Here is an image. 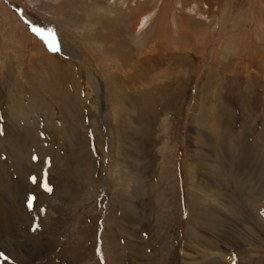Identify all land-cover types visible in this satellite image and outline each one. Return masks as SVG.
<instances>
[{
    "label": "rangeland",
    "instance_id": "rangeland-1",
    "mask_svg": "<svg viewBox=\"0 0 264 264\" xmlns=\"http://www.w3.org/2000/svg\"><path fill=\"white\" fill-rule=\"evenodd\" d=\"M90 77L103 79V91ZM231 134L241 137L233 150ZM260 135L264 0H0V175L18 191L31 187L25 206L0 186V224L9 225L0 254L29 238L27 264H130L133 235L138 264H184L188 152L243 179L234 187L221 173L217 184L227 183L245 218L249 196L264 203ZM132 138L141 197L151 198L134 218L112 174L126 170ZM55 203L46 229L38 214ZM234 213L225 212L236 224ZM237 261L264 264V241Z\"/></svg>",
    "mask_w": 264,
    "mask_h": 264
},
{
    "label": "bare ground",
    "instance_id": "bare-ground-1",
    "mask_svg": "<svg viewBox=\"0 0 264 264\" xmlns=\"http://www.w3.org/2000/svg\"><path fill=\"white\" fill-rule=\"evenodd\" d=\"M147 16H145V17H147ZM34 41H36V40L35 39L32 40L33 45H35ZM104 41H106V40H104ZM37 44H39V43L37 42ZM34 48H38V45H37V47H34ZM64 52L67 54V56L72 57L71 58L72 60H78L77 54H76V51L74 48L67 46L64 48ZM155 77H156V75H155ZM90 79H91L90 84L93 85L96 88V90L102 89V91H103V88H104L103 79L93 78V77H90ZM101 105H102V103H100V106ZM100 106H99V111L101 114L102 112H101ZM194 130H195L194 128L190 130V135H189L190 142H191V139L193 138ZM8 132H9V130L6 131V135H8ZM217 135H219V139H220L221 134H217ZM239 137H240L239 134H237V136L235 134L232 135V147H231V145H229L228 146L229 149L233 150V148H236L238 146L237 143L239 142ZM260 139H262L264 141V139L261 138V135H260ZM130 141H129V145H128V147H130V150H129V148H127V160H128L127 164H128V166H127L126 170L123 172H113L112 174L115 175L118 173V176H119L118 178H120V181L122 183L121 196H122V200L124 202L121 201V206H122L123 210L129 216L133 217L132 215H137L138 211L143 206L144 207L147 206L146 203L151 198L147 197V199H145L146 197H144V198L141 197L144 194H146V196H147V190L144 191L143 187L140 186L142 184L143 180H142V178H140V175H136V172H134L135 171L134 164H136L135 163L136 158L133 154V150L136 153H137V150H135L136 146L134 145V139L132 138V140H130ZM221 151H223V154H224L225 151H227V150L224 149L223 147H221ZM27 154H28V151H27ZM30 161H31V159H30ZM221 162H222V159H221ZM196 164H198V171L192 172L193 166ZM223 167H224V163L222 162V165H221L222 170H223ZM187 170H188V172H186V175H187L186 176V179H187V198H186V200H187V212H188V217H189V220L191 222V225L186 230L185 239H184V249H183V253H182V260H183L184 264L204 263L207 260H211L210 262H208V264H214V261H212V260L221 261V262H223V264H238V261H237L238 259H240L241 261H246V257L251 256V254L253 252H257V250L261 248V243L264 241V203H263V201L260 200L259 193L256 192L258 194L257 199H254L253 197L249 196L245 200L246 204H248V205L246 206V209H244V210H247V212L249 210V213L246 214L245 218H241V210H240L241 207L239 208L237 205V203L239 201L237 200L235 202L234 196L232 194H230L229 192L227 193V190H226L227 187L225 186L227 183L226 182L224 184H217V183L221 182L220 179H221V176L223 173H224L225 177L230 178L232 180V183H234L233 184L234 187H237L238 185L243 186L244 184L241 183L243 181V179H242V181L240 179L237 180L236 176L233 172L232 173H230V172H213V168L211 165H207L206 163L197 162L196 154H193L190 152H188V157H187ZM5 173L7 175L8 172H5ZM24 174H25V172H24ZM1 175H0L1 189L4 188L6 191H10L12 193V196H13L14 190L15 191L17 190V192H19V194L18 193L17 194L19 197L18 200L20 201V204H21V202H23L24 205H26V201H23V200H25V196H26L24 189L26 190V192H28V190H31L30 184L28 183V185H27L28 187H26V188L23 187V188H21V190L18 191V189H19L18 183H16L15 185H12V184L6 182L7 177H6V179H4V178H2L3 175L2 176ZM238 177H240V176H238ZM20 180H22V179L20 178ZM22 182H23V180H22ZM213 184H216L219 188H213L212 187ZM39 185H40V183H39ZM251 185L253 186V184H251ZM23 186H24V184H23ZM261 187L263 188V190L261 191V195H262V199L264 200V176L261 177ZM248 189H249L248 192L250 194V192H251L250 184L248 186ZM149 190L153 191V192L155 191L154 189H149ZM213 190H214V192H213ZM217 190H219V193L217 194V196H215L214 193H216ZM141 192H143V193H141ZM213 194L215 197H213ZM13 197H15V195ZM143 199H145L144 203H142ZM1 203H0V212L5 213V215L7 216V212H6L7 209L5 211L3 203L2 204ZM15 203L19 205V203H17L16 201H15ZM51 203H53V201ZM261 203H263V204H261ZM60 205H61V203H59V204L55 203V204L48 205L46 210L45 209L42 210V213H43L42 215L39 212L40 215L38 214V216L40 218L38 219V222L41 221L42 226L44 225L45 227H46V224L52 225V222L55 220V215H56L55 213L53 214V212H54L53 208H54V206L59 207ZM56 211H57V209H56ZM225 212H228L229 214H231V212H233V213L237 212V215L234 213V216L236 215L234 218L240 224H237L238 222L236 224H234V221L232 222L230 215L225 214ZM30 213H31V211L26 210L24 218L27 217V219L30 220V218H29ZM51 214H53V215H51ZM239 215H240V217H239ZM1 219H3V218H1ZM1 219H0V221H1ZM13 219H14V216H13ZM15 219H17V218H15ZM240 225H242V226L239 227ZM8 227H9V225H8L7 220H3L0 224V232L7 230ZM130 228L132 229V231L133 230L135 231V229L133 228V225ZM46 229H48V228L46 227ZM136 229H139V227H137ZM23 231L24 230L22 228H20V230L18 232L22 233ZM25 233H26V231H25ZM25 233H24V236H26ZM46 234H48V233H46ZM10 235H12V234H10ZM31 235H32V233H31ZM132 237H133V235L129 236L128 240L125 242L128 249H129V263L130 264H138V261H137V258H138V250L137 249L138 248H137L136 244L133 242V240L130 239ZM4 238L6 239L7 235ZM28 239L26 242L25 241L23 242L21 240H17L14 243H11V242L8 243L7 242L6 243L7 247L3 248L6 250V254H2V253L0 254V258H2V260L0 261V264H9V262H12V261L18 262L19 264H27V262L31 259L32 255L34 254V252H36V251H33L31 249V246L28 243L29 242ZM226 240L228 241V243L225 242ZM146 243H148V242L145 240L144 244H146ZM219 244H222L223 246L225 245V247L228 248V250L225 251L224 249L221 248V246ZM148 245H149V243H148ZM33 247H35V246H33ZM236 249H240L241 253H239L240 255L238 254L239 257L235 256V254L232 252V250H236ZM227 251L230 253H228ZM145 256L146 257L150 256V253L148 251V247L146 248V255ZM4 258H7L9 260L6 261V260H4ZM199 259H202V260H199ZM204 264H207V263H204Z\"/></svg>",
    "mask_w": 264,
    "mask_h": 264
}]
</instances>
